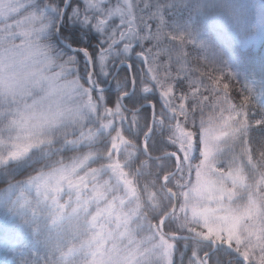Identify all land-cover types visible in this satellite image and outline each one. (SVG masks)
Wrapping results in <instances>:
<instances>
[{
    "label": "snow or ice",
    "instance_id": "1",
    "mask_svg": "<svg viewBox=\"0 0 264 264\" xmlns=\"http://www.w3.org/2000/svg\"><path fill=\"white\" fill-rule=\"evenodd\" d=\"M176 6L0 0V173L44 264H264V108Z\"/></svg>",
    "mask_w": 264,
    "mask_h": 264
},
{
    "label": "trees",
    "instance_id": "2",
    "mask_svg": "<svg viewBox=\"0 0 264 264\" xmlns=\"http://www.w3.org/2000/svg\"><path fill=\"white\" fill-rule=\"evenodd\" d=\"M252 5L250 0H177L172 15L183 18L178 30L205 44L201 54L221 71L230 73L234 78L233 91H248L253 109L258 110L264 108V68L256 71L246 68L252 61V52L238 44V37L256 30ZM144 46L149 48L152 44L146 41ZM190 66H195L194 60ZM25 177L0 173V188ZM9 206L8 203L0 209V264H35L36 261L44 264L48 254L44 238L25 223L19 207L16 213H7Z\"/></svg>",
    "mask_w": 264,
    "mask_h": 264
},
{
    "label": "rangeland",
    "instance_id": "3",
    "mask_svg": "<svg viewBox=\"0 0 264 264\" xmlns=\"http://www.w3.org/2000/svg\"><path fill=\"white\" fill-rule=\"evenodd\" d=\"M254 14V24L256 30L250 35H242L238 37V44L243 49L248 48L252 52V61L246 64V68L250 71H256L264 68V0H250ZM256 6V9L254 10ZM256 12V13H255ZM262 53V55H261ZM261 55V56H260ZM264 79H262L263 81ZM96 165H93L95 167ZM24 180L8 182L3 188H0V209L10 204L7 213L18 211L20 194L22 191V183ZM67 199V197H65ZM6 212V211H5Z\"/></svg>",
    "mask_w": 264,
    "mask_h": 264
}]
</instances>
